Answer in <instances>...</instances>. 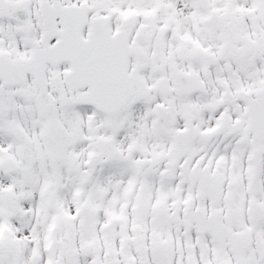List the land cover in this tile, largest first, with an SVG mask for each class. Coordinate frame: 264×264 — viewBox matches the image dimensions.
Returning <instances> with one entry per match:
<instances>
[{
	"label": "snow or ice",
	"instance_id": "6c2138e0",
	"mask_svg": "<svg viewBox=\"0 0 264 264\" xmlns=\"http://www.w3.org/2000/svg\"><path fill=\"white\" fill-rule=\"evenodd\" d=\"M0 264H264V0H0Z\"/></svg>",
	"mask_w": 264,
	"mask_h": 264
}]
</instances>
